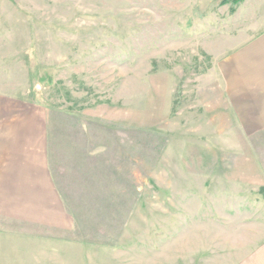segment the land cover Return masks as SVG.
<instances>
[{"label": "rangeland", "instance_id": "374dc122", "mask_svg": "<svg viewBox=\"0 0 264 264\" xmlns=\"http://www.w3.org/2000/svg\"><path fill=\"white\" fill-rule=\"evenodd\" d=\"M224 1L0 0V171L52 187L0 205V264H244L264 242V143L218 70L244 0Z\"/></svg>", "mask_w": 264, "mask_h": 264}, {"label": "crops", "instance_id": "0c3cea01", "mask_svg": "<svg viewBox=\"0 0 264 264\" xmlns=\"http://www.w3.org/2000/svg\"><path fill=\"white\" fill-rule=\"evenodd\" d=\"M236 13L239 36L218 62V70L246 139L264 143V0H244ZM1 169L0 205L42 206V200L51 196L44 167L14 165ZM244 264H264V242Z\"/></svg>", "mask_w": 264, "mask_h": 264}, {"label": "trees", "instance_id": "16d2710c", "mask_svg": "<svg viewBox=\"0 0 264 264\" xmlns=\"http://www.w3.org/2000/svg\"><path fill=\"white\" fill-rule=\"evenodd\" d=\"M243 0H233V2L235 3V4H237V3H239V2H242ZM230 2V0H226V1H224L223 3L224 4H227V3H229ZM48 83H51V79L49 80V82Z\"/></svg>", "mask_w": 264, "mask_h": 264}]
</instances>
